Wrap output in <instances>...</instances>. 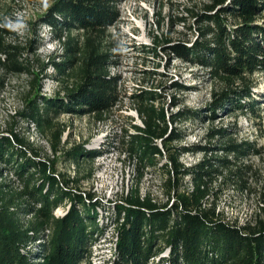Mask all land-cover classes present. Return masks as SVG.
Segmentation results:
<instances>
[{
  "label": "trees",
  "instance_id": "trees-1",
  "mask_svg": "<svg viewBox=\"0 0 264 264\" xmlns=\"http://www.w3.org/2000/svg\"><path fill=\"white\" fill-rule=\"evenodd\" d=\"M121 1L49 0L50 7L32 23L33 35L25 45L15 31L3 27L6 17L0 9V70L33 76L23 109L13 116L7 133L0 131V165L11 169L20 182L19 188L0 183V264H90L91 245L102 233L97 221L101 203L76 186L94 171L71 178L58 173L57 162L61 155L80 167L99 153L81 144L67 149L62 142L65 127L57 119L66 112L102 121L121 101L119 78L111 74L115 62L106 45L109 30L119 19ZM186 14L176 20L186 26L192 17L196 40L166 38L165 50L200 67L219 84L211 91L204 111L207 118L214 122L221 113L253 114L261 122L254 77L264 74V0H207ZM42 26L50 28L49 38L58 48L40 64V73H34V63L23 56L25 52L38 55ZM154 41L160 42L159 37ZM49 67L62 85L63 91L55 97L41 92ZM0 84L4 85L1 76ZM174 88L190 90L180 83ZM135 98L143 125H132L135 133L128 135L127 150L136 162L137 181L146 170L163 168L168 200L161 204L151 194L141 196L136 185L117 205L114 264H156L165 248L170 249V257L157 264H264V184L257 194L259 212L242 226L225 220L218 211L222 188L213 187L220 179L222 185H233L241 193L252 192L248 185L252 167L241 161L253 154L261 156L262 150L254 143L239 142L228 128L208 134L225 140L219 147L223 157L213 156L211 145H174L186 136L178 122L199 113L186 107L169 113L159 104L160 94L153 91ZM179 104L173 97L172 107ZM19 117L46 135L54 158H41L40 150L16 132ZM197 152L204 155L198 163L187 166L181 161L183 154ZM163 158L167 162L161 165ZM187 177L191 188L182 190ZM65 201L70 203L68 213L56 217L55 209Z\"/></svg>",
  "mask_w": 264,
  "mask_h": 264
},
{
  "label": "rangeland",
  "instance_id": "rangeland-1",
  "mask_svg": "<svg viewBox=\"0 0 264 264\" xmlns=\"http://www.w3.org/2000/svg\"><path fill=\"white\" fill-rule=\"evenodd\" d=\"M206 2L207 0H122L119 4V19L111 26L106 44L115 62L111 74L119 78L121 101L102 121L89 115L66 112L57 119L65 127L62 142L67 149L81 144L87 150L99 153L80 167L67 163L61 155L57 162L58 173L71 178L78 173L81 176L88 175L90 169L94 171L89 179L82 180L76 186L80 192L94 195L101 203L97 221L102 233L91 245L90 264H114L118 235L115 229L116 207L125 202L124 198L136 185L141 196L151 194L161 204L168 200L163 189L165 170L150 168L137 181L136 162L134 158H130L127 150L128 135L135 133L132 125H143L135 110V95L142 92L159 93V104L165 106L169 113H175L183 107L199 113L197 117L178 122L177 126L186 136L183 141L174 145H211L215 147L213 156L223 157L225 154L219 147L225 140L211 139L208 134L212 129L228 128L239 142L254 143L262 150L261 156L253 154L241 161L252 167L248 181L252 192L241 193L233 185H222L220 179L213 184L215 189L222 188L217 205L225 220L242 226L259 212L260 200L257 194L264 184V74L254 77L261 122L255 120L253 114L250 117L227 113L219 114L220 117L211 122L204 111L211 101L212 89L218 88L219 84L210 81L200 67L186 63L165 50L166 38L186 42L196 40L197 24L194 19L188 17L186 26H183L176 18L182 14L186 16L187 9L200 7ZM10 3L12 5L9 6ZM0 9L4 17L13 21L16 19L15 13L22 12L25 27L15 31L22 45L33 35L32 23H37L45 12L42 0H0ZM40 31L43 41L38 55L25 52L23 56L25 61L34 63V73H40V64L47 62L50 55H55L57 48V43L49 38L50 28L42 26ZM155 36L159 37L160 42L154 41ZM0 76L4 79V85L0 84V131L7 133L14 123L13 116L24 107L25 94L30 90L33 76L6 73L3 70H0ZM55 77L56 71L52 67L47 68L42 80L43 95L55 97L59 91H63ZM176 83L186 85L190 90L179 91L174 88ZM173 97H177L181 104L172 107ZM15 121L16 132L40 150L41 158H54L45 134L20 117ZM203 157L202 152L185 153L181 156V161L189 166L198 163ZM161 162L162 165L167 159L163 158ZM0 171L3 173V177L0 175V183L6 182L14 188L20 187V182L15 179L11 169L0 165ZM190 181L189 177L184 180L182 190L191 188ZM69 208L70 203L65 201L55 209L54 215L64 217ZM32 250L36 253L38 248L34 246ZM170 254V249L165 248L155 263L161 258H169ZM164 264L170 263L165 261Z\"/></svg>",
  "mask_w": 264,
  "mask_h": 264
},
{
  "label": "clouds",
  "instance_id": "clouds-1",
  "mask_svg": "<svg viewBox=\"0 0 264 264\" xmlns=\"http://www.w3.org/2000/svg\"><path fill=\"white\" fill-rule=\"evenodd\" d=\"M42 3H43V7H44L45 10H47L50 7L49 0H42ZM15 16H16L15 21L6 18V22L3 25V27H6V28H8V29H10L12 31H19L22 28H24L25 24L23 22L22 12L15 13ZM57 48H58V46H57Z\"/></svg>",
  "mask_w": 264,
  "mask_h": 264
}]
</instances>
